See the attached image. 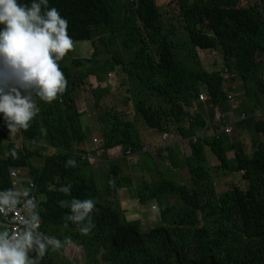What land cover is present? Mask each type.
<instances>
[{
  "label": "trees",
  "instance_id": "1",
  "mask_svg": "<svg viewBox=\"0 0 264 264\" xmlns=\"http://www.w3.org/2000/svg\"><path fill=\"white\" fill-rule=\"evenodd\" d=\"M162 1L48 0L68 20L73 44L90 43L94 56L72 59L68 51L58 61L65 90L50 103L37 101L40 111L26 130L9 132L0 119V157H5L0 190L11 188V168L27 167L37 186L42 230L63 246L49 247L40 264H75L62 257L55 262V253L62 256L69 246L81 248L85 264H264V119L247 115L237 124L233 142L198 139L208 125L199 94L222 107L227 102L224 71L241 80L245 95L250 90L264 100V0ZM198 50L218 51L224 67L205 69ZM108 77L113 84L101 88ZM89 79L100 86L91 97L101 133L95 154L99 167L108 168L101 184L81 158L91 151L80 112V92ZM255 106L244 112L254 113ZM246 123L257 139L243 136ZM168 133L179 141L192 138L185 158L188 177H166L153 154L144 155L155 177L152 183L131 182L136 195L149 191L160 220L144 234L141 222L125 217L120 192L129 186L120 163L108 154L121 148L125 158L128 152L138 156L145 145L161 146ZM14 141L24 149L16 150ZM167 152L165 159L177 168L179 155L173 146ZM70 159L75 166H66ZM233 172L242 174L248 192L232 181L228 191H217L216 181ZM69 184V195L57 190ZM72 198L94 202L87 234L70 221L65 227L63 217L71 213L58 201ZM0 228L10 230L1 220ZM66 238L70 243L64 245Z\"/></svg>",
  "mask_w": 264,
  "mask_h": 264
},
{
  "label": "clouds",
  "instance_id": "2",
  "mask_svg": "<svg viewBox=\"0 0 264 264\" xmlns=\"http://www.w3.org/2000/svg\"><path fill=\"white\" fill-rule=\"evenodd\" d=\"M67 29L68 20L61 16L55 7H49L48 0H28V3H20L19 0H0V119L4 121L9 132L15 133L20 129L26 130L29 127V122L40 111L37 101L50 103L57 98L58 94L63 93L65 90L67 80L59 68L58 61L73 47V40L68 35ZM214 52L221 55L223 59L221 53L213 51L211 54L215 59L216 53ZM93 56L94 53L91 59ZM214 66L216 70H221L224 67L223 65ZM220 75L225 82L227 90V102L223 105L225 106L235 101L233 90L236 87L233 84L235 81L241 82V80L230 75L227 71ZM241 89L243 90L242 82ZM202 93L205 94L206 99L205 101H200L199 99V102L204 104V109L212 113L211 118H215L217 121H213L214 128L211 129L209 120L205 116L208 125L206 130L198 136V139H228L233 142L231 138L234 134L233 125L226 124L225 114L215 112L217 108L223 112V106L216 107L212 103H207L208 96L205 92ZM229 95L233 96L232 100H229ZM246 118L247 115L244 114L235 125L237 126L239 122L244 121ZM226 130H230V132L228 133ZM165 135L174 137L167 147H165L163 141ZM165 135L161 138V146L156 148L149 146L150 149H145L147 146L145 145L141 155L153 154L156 157L165 159L168 155V148L174 147L178 142L187 141L189 144L192 139L179 141L173 134L168 133ZM93 141L96 142V140ZM195 141L196 138H194ZM17 144L20 147H15L16 150L24 149V143L14 141V146ZM207 152L211 151L207 150ZM156 153H159V155ZM229 154H233L235 160L234 153L229 152L227 157ZM134 157L136 156L128 152L126 159L129 158L128 160H130ZM4 158V155L0 157L2 160ZM81 158L91 166L96 162L97 166L94 168L99 166L95 148L88 155ZM75 163L74 160L70 159L66 161V166H75ZM12 170H19L24 173L20 177L19 187L16 188L12 186L10 176ZM29 174L27 167L11 168L9 171L11 188L0 190V215H7L9 212L16 210L17 206L21 204L25 212V215L17 221V226L14 230L0 228V264H40L49 247L53 250H58L62 247L60 240L44 234L39 216V202L38 211H36L37 205L32 198L29 197L23 200L21 198V194L25 192L27 180H31ZM23 183L25 184L22 185ZM70 187L71 184L61 186L57 190L67 196L69 195ZM24 196H27V194L25 193ZM58 204L61 208L67 207L71 213V215L63 217L66 221L65 227L67 222L70 221L79 228L81 233L87 234L90 232L93 227L90 216L94 208L93 200L72 198L68 201H58ZM153 210L155 211L156 208L154 207ZM0 220L3 221L1 218ZM138 221L141 222L140 220ZM39 224H41L40 231L42 233L37 231ZM159 224L160 220L152 227H156ZM142 232L147 234L143 231V228ZM69 243L70 241L67 238L63 241L64 245ZM29 253H35L34 258H30Z\"/></svg>",
  "mask_w": 264,
  "mask_h": 264
},
{
  "label": "rangeland",
  "instance_id": "3",
  "mask_svg": "<svg viewBox=\"0 0 264 264\" xmlns=\"http://www.w3.org/2000/svg\"><path fill=\"white\" fill-rule=\"evenodd\" d=\"M163 3H166L167 0H163ZM161 3V2H160ZM200 58H201V64L202 66L209 70L211 69L214 65H223V59L222 56L216 53V59L212 56L213 51H202L198 50ZM92 50V45L90 43H80V44H73L72 49L69 50V54L72 57V59H89V56L91 58L93 54ZM96 58L94 57V60ZM111 78L108 77L107 83L103 84L101 88H104L108 85L111 86L113 83L109 82ZM236 89L233 90L235 93V101L231 104H226L225 106L222 107L223 112L217 108L215 112H221L226 115V124H231L233 125L234 129V134L231 137L232 141L238 139V134H239V129L235 125L236 122L245 114V115H253L256 118L261 117L264 119V100L259 101L255 96H253L249 92L245 95L244 90L241 89V82L240 81H235L233 84ZM100 89L99 84L95 80L94 82L89 79L88 84L87 81L83 83V90L80 92L81 96V102H80V112L84 114L86 117V120L82 119L83 122V129L86 134V140L88 142H91L93 144V148H98L100 146V140L97 139L98 137V132H99V127L97 124V118L95 114V109H94V104L92 100V93L94 91H97ZM82 103V104H81ZM256 105L255 108L256 111L254 113L247 114L250 110L253 109V106ZM93 106V107H92ZM244 110L247 111V113L244 112ZM203 116H207V119L209 120V123L211 125V129L214 128V122L217 121L215 118H211L212 113L208 111L207 109H203L202 112ZM214 113V112H213ZM243 129V136L249 137L253 136L254 139H257L258 137L256 136L254 130L247 125L241 126ZM240 127V128H241ZM92 138L96 140V142L92 141ZM182 147L181 150H179L178 143L173 147L174 151L179 155L180 158V163L177 168H174L170 165V163L167 161V159H164L163 157L159 158L156 157V155H151V157L154 158V163L157 165L159 172L163 173L166 175V177L170 178H186L188 177V170L186 167V160L185 158L187 156H190V149H189V144L187 141L181 142ZM151 145H147L145 147L149 148ZM152 147V146H151ZM92 148V149H93ZM171 148V147H170ZM91 149V147H90ZM91 152V151H90ZM208 160L211 166L216 164V161L214 159V156L211 154V152H207ZM233 154L228 155L229 161L232 165L236 164V161L233 158ZM129 158H124V155L121 153V155L114 157L115 162H119L121 165V168L123 170V175L126 179V182L124 183L125 185L129 186L126 189H123L121 193V198L124 203L125 208L127 209V212H137L139 215L138 220H140L143 224L142 228L145 233L149 232L150 227L155 226L156 223L159 220V211L157 209L156 203L150 199L151 195L149 194V191L146 190H141L140 194L137 192V196L133 192V184L131 182L132 178L134 181L138 184H141L142 182H151L155 177V174L152 173L150 175L149 170L152 168L151 166V160L149 157H146L144 155H138L130 160ZM34 163L36 165H41L42 160L41 159H34ZM97 166L96 162L92 164V168L94 171V180L96 184H101L103 183V178L104 176H107V165L102 164V167L100 168H94ZM161 173V174H162ZM165 177V176H164ZM229 181H232L234 184L238 185L240 188L244 189L246 192L250 190L249 184L245 182L242 179V174L241 173H231L230 177L228 178H219L216 181V188L218 192H226L228 191V185L227 183ZM154 207L156 210L154 211ZM149 216H144V213L149 212ZM157 211V215H155ZM63 247V246H62ZM65 250V251H64ZM62 256L55 253V262L56 260L60 257H62L63 260L69 261V262H74L75 264H85V257L83 254V251L79 247H74V246H69L68 248L64 249ZM59 251V250H58ZM35 253H29L30 258H34Z\"/></svg>",
  "mask_w": 264,
  "mask_h": 264
},
{
  "label": "built area",
  "instance_id": "4",
  "mask_svg": "<svg viewBox=\"0 0 264 264\" xmlns=\"http://www.w3.org/2000/svg\"><path fill=\"white\" fill-rule=\"evenodd\" d=\"M199 99H200V101H205V99H206L205 94L201 93L200 96H199ZM232 99H233V96L229 95V100H232ZM243 119H244V117H243ZM226 132L229 133L230 130H226ZM173 138L174 137L171 136V135H168V136L165 135L163 137V141L165 143V147H167V145H169L172 142ZM15 147L19 148L20 146L17 144ZM23 174L24 173H21V171H19V170H12L11 171L10 176H11V179H12V186L14 188L19 187V185H20V177ZM26 183L27 184L25 186L24 194L26 193L27 196H24V194H21V198H22V200L26 199V198H29V197L32 198L34 200V202L36 203V205H37L36 211H38V198H37V194H36V184H34V181H32V180H29V181L27 180ZM24 215H25V212H24L22 204H21V205L17 206L16 210H13V211L9 212L7 215H0V218L5 223H7V225L10 228V230H14L15 227L17 226V221ZM40 228H41V224H39V227H38L37 231L41 232Z\"/></svg>",
  "mask_w": 264,
  "mask_h": 264
},
{
  "label": "crops",
  "instance_id": "5",
  "mask_svg": "<svg viewBox=\"0 0 264 264\" xmlns=\"http://www.w3.org/2000/svg\"><path fill=\"white\" fill-rule=\"evenodd\" d=\"M83 119L86 120V117L84 116ZM98 129H99V128H98ZM97 139H98V140L101 139V133H100V130H99V132H98V137H97ZM93 140H95V138H94V139L92 138V141H93ZM88 141H89V140H88ZM88 141H87V142H88ZM88 144H89V146L91 147V151H93V150H94V148H93V144H91V142H88ZM178 146H179V150H181L182 143H181V142H178ZM92 148H93V149H92ZM121 153H122L121 148L116 149V150H113V151H110L109 154H108L109 159H111V158L114 159V157H117V156L121 155ZM229 155H230V154H229ZM96 168H98V167H96ZM133 192H134V194L136 195V190H135V189H133ZM120 200H121V204H122L123 212H124V214H125L126 219H127L128 221H138V218H136V217H138L139 214H138L137 212H135V213H133V212H127V209L125 208L124 203H123V201H122L121 195H120ZM149 213H150V211L144 213V216H149ZM155 215H157V214L155 213ZM157 223H158V222H157ZM157 223H156V224H157Z\"/></svg>",
  "mask_w": 264,
  "mask_h": 264
}]
</instances>
